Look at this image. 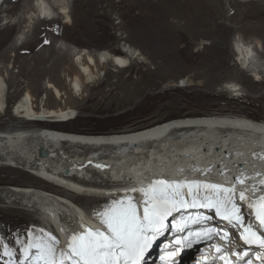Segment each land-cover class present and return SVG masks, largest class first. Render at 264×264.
Wrapping results in <instances>:
<instances>
[{
	"label": "rangeland",
	"instance_id": "obj_1",
	"mask_svg": "<svg viewBox=\"0 0 264 264\" xmlns=\"http://www.w3.org/2000/svg\"><path fill=\"white\" fill-rule=\"evenodd\" d=\"M206 1L208 2V0ZM69 2V12L73 17L72 26L68 28L60 26L65 19L61 16L60 10L55 8L53 9V15L55 18L59 17V24H57V20V23H52L41 31L38 29L36 34L40 35L47 31L55 32L57 37L54 47L56 45L64 46L70 49L71 52L65 55L63 63L58 67H55V61L52 59L54 57L49 58L50 60L43 65L44 70L40 72L37 71L35 65L36 58L31 57L32 52L18 54L17 50L16 52L11 50L7 58L2 57L4 48L13 42L15 45L21 46L25 41L26 45L21 47H27V43L32 39L33 31L31 32V27L35 25L34 22L38 19L37 10H31L25 14L27 19H23L20 24L17 21L18 9L11 13H9L10 11L0 12V20H3L0 28L2 29L6 24H13L14 26L11 33L5 36L4 39L6 40L0 45V74L5 78L8 88L7 108L4 114L0 113V131L10 130L11 127L22 121L16 115L15 109L17 103L24 98L27 92H30L33 106L37 112H41L43 108L74 110L77 117L74 118L75 120L71 119L72 121L69 123L41 124L33 122L18 129L28 130L47 126L65 132L107 135L134 132L173 119L200 116L245 117L264 123V80L255 82L251 73L248 72L249 70H246L240 64L241 61L234 51V44L241 40L255 46L258 59L264 62V14H261L264 0L249 2L247 0H220L215 4L213 3L212 17L208 20V23L223 26V33H221L219 40H213L211 34H209L210 36H199L197 38L196 35L191 33L189 36L179 37L177 30L181 21H179L177 15L183 7L187 8L186 1L105 0L103 10H99V13L101 15L105 13V16L100 15L94 18L95 22L91 32L85 27L80 2L78 3L75 0H69ZM2 3L3 0H0V8L4 6ZM251 3H253V6ZM108 5H112L113 12ZM6 7H9V9L18 7V2L13 1L11 4H7ZM257 11L256 15L255 12ZM107 14L112 15V20L107 19ZM142 15L153 20L151 27L144 28L146 31L142 34L143 36L148 35L149 32L155 35L154 30L156 32L160 31V34L164 35L161 33V29L164 28L170 29V33L177 36H174L172 40L161 41H144V38L141 39L140 37L138 39L136 33L139 30L136 23ZM174 26L178 27L173 28ZM28 38L29 41L27 42ZM124 46H131L141 55L139 57L135 56L131 66L126 69L116 68L110 64H98V72H95L98 79L94 83L87 84L85 78L82 77L81 81L84 89L82 95H76V92L71 89V80L79 74V69L75 63L76 52L84 49L91 52V54H97L99 51L106 50L125 56L126 54L122 50ZM23 58L29 59L25 68L21 66ZM13 63L14 67L11 68L10 66ZM49 81L59 88L62 94L61 99L55 98L54 94L46 88L45 84ZM182 81L185 82L183 86ZM228 85L240 87L242 94L240 96L233 95L232 91L226 89ZM10 166V168H15V165ZM16 169L18 171L22 170L25 175L22 176L21 172L7 168L0 170V198L4 199L0 202V208H11V206L19 209L24 208L31 213L32 218L25 225H22L24 227L21 228L22 232H19V234L6 235L4 231H0V258L5 251L4 245H7L9 250V248L18 245L20 240L27 242L29 232H33L37 236L41 234V230L44 233H51L60 241L58 247H66L70 237L67 233L69 224H67L68 221L63 215H73L71 218L74 219V213H70L69 208H63L60 212L65 213L63 215L59 214L58 218L50 215L53 227L47 225L50 224V221L44 212L38 210L40 204L34 205L37 209L34 210L25 207L26 205L31 206L28 205L26 196L10 194L15 190L31 185L39 187L38 192L44 193L40 190L42 185L37 184L42 181L38 180L40 178L36 174L30 172L29 167L22 168V166H18ZM108 173L109 171L101 173V176L105 177L104 181V178L99 176L100 174L95 176L91 172L85 176L82 172L76 174L75 177L80 180L83 177L87 178L88 180L85 182L90 183V188H93L98 183L100 185L101 183H107L110 180ZM168 175H170L168 172H162V176ZM44 181L51 183L47 180ZM46 182L41 184L46 187L47 191L52 192V194L45 192L49 197L53 196L52 198L64 197L63 199L67 200L66 198L69 197L81 196L82 198L88 197L92 201L95 198H106L104 202L97 201L83 204L81 209L85 210L86 218L91 217L90 220H98L93 215L96 210L105 205H110L114 199H125V193L128 194L132 189L129 184L127 185L128 188H122L121 191L114 190L113 193L116 194L109 193L111 188H104L103 192L101 189L99 192L97 191L98 196L96 194L89 195V193H87V196V194L76 195L75 192L66 191L64 187ZM62 183L65 186L72 184L67 181ZM119 183L124 186V182ZM89 186L87 187L89 188ZM118 187L120 188V186L116 188ZM140 187L147 186L142 185ZM127 198L132 197L128 194ZM133 199L134 202L138 203L142 197H133ZM241 204V212L246 218L245 221L248 223L253 222L255 216L248 215L249 209L242 202ZM75 205L76 208L79 207L77 204ZM16 208L12 210H17ZM201 211L205 212L207 210L201 209ZM191 213L192 210L189 209L188 214ZM216 219H218V225L215 223L216 227L222 229V222L225 221H221L218 217ZM172 220L174 225L179 223L175 215ZM193 227L197 226H192L190 231L194 230ZM61 229H64V231L62 232ZM206 243H211V239L203 242V244ZM160 246L162 247V244ZM158 250H150L152 253L150 257L161 259L162 255H157ZM185 251H188V249ZM6 259H10V257L8 256ZM146 260L151 262V258Z\"/></svg>",
	"mask_w": 264,
	"mask_h": 264
},
{
	"label": "bare ground",
	"instance_id": "obj_2",
	"mask_svg": "<svg viewBox=\"0 0 264 264\" xmlns=\"http://www.w3.org/2000/svg\"><path fill=\"white\" fill-rule=\"evenodd\" d=\"M13 1L16 3L18 2V7H12L10 9L6 7L7 4H11ZM75 1H78V3L80 2L84 15L83 18L85 19V27L91 32L95 22L94 18L101 15L99 10H103V2L105 0ZM181 1L187 2V8L183 7L177 15L179 21H181V24L178 25L179 29L177 30L179 37L183 35L189 36L191 33L196 35L197 38L199 36L206 37L211 34L213 40H219L221 33H223V26L219 24L210 25L208 20L212 17L211 9L212 6H214L213 3L215 4L220 0H208V2L206 0ZM2 4L5 8L2 5L3 7L0 8V12L6 13L10 11L9 13H11L18 9V24H20L23 19H27L25 14L29 11L37 10L36 12L38 13V19L34 22L35 25L31 27V32L33 31L32 39L29 41L28 38L27 42H29L27 43V47H21L22 45H26L25 41L21 46H17L13 42L4 48L2 57L7 58L11 50H14V52L17 50L18 54L32 52L33 55L31 57L36 58L35 65L39 72L44 70L43 65L50 60L49 58L54 57L52 59L55 61V67L63 63V58L66 57L65 55L71 52V50L64 46L61 47L56 45V47H54L57 37L55 32L43 31L45 33H41L40 35L36 33L38 29L41 31L52 23H57L56 21L59 17L55 18L53 15V9L55 8L60 10L61 16L65 19L60 26H66L64 28L72 26L73 17H71L69 12V0H3ZM251 4L253 6V3ZM108 7L113 12L112 5H108ZM263 8L261 7V14H264ZM256 13H258V11L255 12V14ZM101 16L104 17L105 13ZM259 17L262 18L261 16ZM107 19L112 20V15L107 14ZM138 20L139 23H136L137 29L139 30L138 33H136L138 39L144 38V41H161L172 40L174 36H177L172 35L168 28L161 29V33L164 35H161L160 31L156 32V30H154L155 35L149 32L148 35L143 36L142 34L146 31L144 28L147 26L151 27L153 20L145 15L139 17ZM2 21L3 20H0V24ZM57 24H59V20ZM178 26H174L173 28ZM13 29V24H6L5 27L2 29L0 28V45L6 40L4 39L5 36L11 33ZM45 41H47V43H45ZM124 48L125 56L117 55L106 50L99 51L97 54H91V52L84 49L76 52L75 63L76 67L79 69V74L75 76L73 79L74 81L71 80V89L76 92V95H82L84 89L81 81L82 77L85 78L87 84L94 83V81L98 79V76L95 74V72H98V64H110L116 68L126 69L131 66L135 56L139 57L141 55L136 49L134 50L131 48V46H124ZM234 51L241 61L240 64L244 66L246 70H249L248 72L251 73L254 81L262 82L264 80V62L258 59L255 46L239 40L234 44ZM28 60V58H23L21 60L23 61L21 65L23 68L26 67ZM10 67L13 68L14 63ZM181 84L183 86L185 82L182 81ZM45 86L54 94L55 98L61 99V91L55 84L49 81ZM7 89L5 78L0 74V113L2 114L5 113L7 108ZM226 89L232 91L231 93L235 96H240L242 94L241 88L236 85H228ZM67 112H70V114L72 113L71 110H51L44 108L41 112H37L33 106L30 92L25 93L24 98L17 103L15 109L16 115L20 117L22 121H19L16 126L11 127L10 130L0 131V136H5L3 139L0 138V170L7 168L12 171H18L16 169L18 166H22V168L29 167V170L31 169L30 172L36 174L40 178L38 180L44 183L46 182L44 180H47L64 187L66 191L71 193L75 192L76 195H85L89 193V195L96 194L98 196L100 189L103 192L104 188H111L109 193L114 194V190L118 189L121 191L122 188H128L129 186L127 185L130 184L132 189H137V191L133 192L131 189L128 194L132 198H139L141 194L138 190L142 188L140 186H148V184L155 179H167L169 181L200 180L220 183L225 186L235 185L238 191L245 190L246 195L250 199H256L264 194V192L261 191V189H264V184H261V181L264 180L263 122L245 117H185L169 120L134 132L107 135L65 132L47 126L30 128L28 130L18 129L25 124L34 122L28 121L27 118L37 117L38 115L51 116L58 113L65 115L68 114ZM70 121L71 119L68 120V122ZM165 135L166 137H164ZM132 145H138L139 148L133 149L131 148ZM41 151L42 155L40 154ZM10 165H15V168H10ZM97 165H102L103 167H97ZM66 171H68V173ZM106 171H109L108 176L110 180L107 183H101V185L98 183L94 185L93 188H90V183L85 182L88 180L87 178L83 177L80 180L75 177L76 174H81L82 172L84 176L90 172L95 176H98V174L101 176V173H105ZM18 172H21L23 174L22 176L25 175L22 170ZM162 172H168L170 175L162 176ZM66 173H70L71 175H66ZM101 177L104 178V181L105 177ZM237 177H244L246 179L243 184H239L237 183ZM61 181H67L72 184L65 186ZM42 182L36 183L42 185L40 186L42 187L40 190L44 191V193L38 192L39 187L31 185L18 190L14 189L15 191L10 194L26 196L25 198L28 200V205L31 206L26 205L25 207L37 210L34 205L40 204L38 210L44 212V214H46L45 216H48L50 224L47 225H51L52 227L53 222L50 215L58 218L59 214L63 215L65 213L60 212L63 208H69L70 213H77V215L81 214L82 216L83 213L84 218H76L74 220L71 218L73 215H63L66 217V221H68L67 224L70 225H68V227L66 226L69 235L73 227L78 228V222L81 220L90 228L97 229L101 227L99 220L87 219L84 213L85 210L83 209V211L81 208L83 204L97 201L104 202L106 198H95L93 201L88 197L82 198L81 196L69 197L66 198L67 200L63 199L64 197L52 198L53 196H48L47 193L49 191L41 184ZM119 182H124V186ZM87 186H89V188ZM117 186H120V188H116ZM49 193L52 194V192ZM3 200L0 198V202ZM13 203L15 204V202ZM75 204L80 208H76ZM15 208L14 206H11V208H0V231H4L6 235L12 233L19 234V232H22L21 228L24 227L22 225H25L32 218L31 213L24 208L12 210ZM191 210L192 213L190 215L194 216L197 210ZM199 211L202 212L201 210ZM202 213L212 215L213 219L204 224H189L188 228L184 231L186 234H181L179 237L172 234L174 230L179 233L172 219L175 215L176 220L179 222L184 214L183 212L174 213L173 216L168 218L167 229L155 239L148 250L157 251L158 248H161L160 245L162 241L164 242L170 239L171 250L174 251L176 248L183 250L182 257L177 255V258L180 260H187L189 256L194 258L199 255L200 251L203 253L208 252L212 249L211 243L203 244L208 238L202 236L197 242L195 238L188 237L187 235L192 226H197L195 228L193 227L194 230H192V232H202L203 229L200 228L216 227L218 225V219L214 217V213H208L207 211ZM215 223H217V225H215ZM245 223L247 224L248 222L245 221ZM251 223L253 230H262L258 222L254 219ZM221 227L229 231V237L227 240H221L220 238L216 239L213 241L214 244L220 245L223 250H227L229 253L232 252L228 250L231 246H237L243 250L247 249L248 256L245 257V260L250 259L251 264H264L263 249L244 245L243 242L240 241L238 231L231 228L226 222H222ZM216 236L213 235L211 238ZM178 238L187 239H182L181 244L178 245L174 242V239L176 241ZM189 240L191 241L190 244ZM20 241L24 242L23 240ZM198 244H200V246H197ZM19 249L20 243L9 248V251L14 253V256L10 257V259H6L8 256L3 255V252L0 258V260H2L1 264H16V257L20 256ZM186 249H188V251H185ZM157 255H159L158 252ZM148 258H151V262L147 261V258H143L141 264H163V262H165V260L161 262L158 258ZM241 264H244V261H241Z\"/></svg>",
	"mask_w": 264,
	"mask_h": 264
},
{
	"label": "snow or ice",
	"instance_id": "obj_3",
	"mask_svg": "<svg viewBox=\"0 0 264 264\" xmlns=\"http://www.w3.org/2000/svg\"><path fill=\"white\" fill-rule=\"evenodd\" d=\"M245 179L237 177V183L243 184ZM261 184H264V180ZM138 191L142 196L138 203L133 198H127L128 194L125 193V199H114L110 205L96 210L93 215L98 218L100 228L93 229L83 220L79 221L78 228H72L64 248L58 247L60 241L51 233L41 230L37 236L29 232L27 242L18 241L20 256L16 257V264H141L145 252L167 229L169 217L174 213H184L176 225L177 230L183 233L189 224H204L213 219L212 215L200 212L201 209L214 213L215 217L236 229L244 245L256 244L264 248V231L253 230L252 223L246 224L241 212L242 202L249 209L248 215H254L260 229H264V194L250 199L245 190L238 191L235 185L167 179H155ZM261 191L264 192V189ZM189 209L197 210L196 214H188ZM187 235L197 242L202 236L211 238L213 235L227 240L229 231L205 227L202 232L188 231ZM182 239L187 238H178L175 243L180 245ZM4 248L5 256H14L7 245ZM179 250L169 251V257H174ZM216 252L220 253L219 259L223 264H235L230 256H234L237 261H244V264H251L250 259L245 260L247 249L229 253L217 245Z\"/></svg>",
	"mask_w": 264,
	"mask_h": 264
},
{
	"label": "water",
	"instance_id": "obj_4",
	"mask_svg": "<svg viewBox=\"0 0 264 264\" xmlns=\"http://www.w3.org/2000/svg\"><path fill=\"white\" fill-rule=\"evenodd\" d=\"M230 91V90H229ZM231 92V91H230ZM72 111V113L70 114V112H67L68 114H60V113H58V114H56V115H38L37 117L35 116V117H32V118H27V120L28 121H34V123L36 122H38V123H52V124H55V123H64V122H66V121H68L69 119H73V118H75V116L77 115L76 114V111H74V110H71ZM164 137H166V135L164 136ZM0 138H5V136H0ZM5 140V139H4ZM155 141V140H154ZM129 145H131V144H129ZM131 148H133V149H138L139 148V146L138 145H132V147ZM40 154L42 155V151L40 152ZM67 173H68V171H67ZM66 173V174H67ZM68 175V174H67ZM76 218H84V217H82L81 215H77V213H75L74 214V219H76ZM73 219V220H74ZM87 219H91V217H88Z\"/></svg>",
	"mask_w": 264,
	"mask_h": 264
},
{
	"label": "clouds",
	"instance_id": "obj_5",
	"mask_svg": "<svg viewBox=\"0 0 264 264\" xmlns=\"http://www.w3.org/2000/svg\"><path fill=\"white\" fill-rule=\"evenodd\" d=\"M123 51L125 50V48L123 47L122 49ZM77 117V116H76ZM72 121V120H71ZM74 121V120H73ZM36 123V122H35ZM38 123V122H37ZM64 123H69L68 121L64 122ZM42 124V123H41ZM49 124H52V123H49ZM55 124H60V123H55Z\"/></svg>",
	"mask_w": 264,
	"mask_h": 264
}]
</instances>
